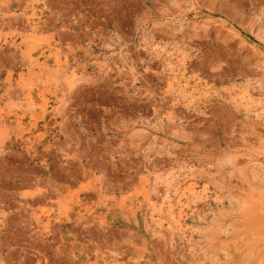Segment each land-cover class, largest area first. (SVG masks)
<instances>
[{
  "label": "rangeland",
  "instance_id": "rangeland-1",
  "mask_svg": "<svg viewBox=\"0 0 264 264\" xmlns=\"http://www.w3.org/2000/svg\"><path fill=\"white\" fill-rule=\"evenodd\" d=\"M0 264H264V0H0Z\"/></svg>",
  "mask_w": 264,
  "mask_h": 264
}]
</instances>
